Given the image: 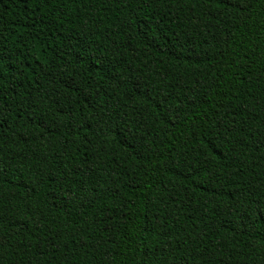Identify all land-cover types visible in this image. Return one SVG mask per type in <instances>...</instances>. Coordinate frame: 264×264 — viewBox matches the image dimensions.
<instances>
[{"label":"trees","instance_id":"1","mask_svg":"<svg viewBox=\"0 0 264 264\" xmlns=\"http://www.w3.org/2000/svg\"><path fill=\"white\" fill-rule=\"evenodd\" d=\"M0 264H264V0H0Z\"/></svg>","mask_w":264,"mask_h":264}]
</instances>
